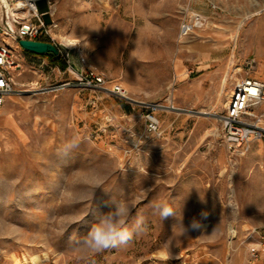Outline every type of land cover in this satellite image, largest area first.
<instances>
[{
  "label": "rangeland",
  "instance_id": "374dc122",
  "mask_svg": "<svg viewBox=\"0 0 264 264\" xmlns=\"http://www.w3.org/2000/svg\"><path fill=\"white\" fill-rule=\"evenodd\" d=\"M37 4L61 60L17 47V90L0 108V264H264V138L231 146L220 120L234 83L259 78L264 26L255 44L242 32L264 11L235 38L242 12L224 0ZM202 61L223 71L217 85L195 86ZM149 102L163 104L155 132ZM120 203L133 239L92 252L84 237Z\"/></svg>",
  "mask_w": 264,
  "mask_h": 264
},
{
  "label": "built area",
  "instance_id": "2783aa9c",
  "mask_svg": "<svg viewBox=\"0 0 264 264\" xmlns=\"http://www.w3.org/2000/svg\"><path fill=\"white\" fill-rule=\"evenodd\" d=\"M25 1L23 6H18L16 5L17 0H8L6 21H3V9L0 4V108L17 90V76L21 68L17 58V47L23 48L20 38L46 40L58 45L50 32V26L53 23H48L45 19L46 12L38 8L39 0ZM48 2L50 3L49 0ZM201 17L202 15L197 13L193 21L185 20L181 27V34L191 31L202 21ZM94 76L98 82L102 81L101 76ZM112 92L126 96L125 88L120 84H116ZM148 104L147 129L155 132L159 127L156 111L163 104L160 102H149ZM171 105L174 107L173 104ZM262 105H264L263 79L246 77L234 83L230 97L225 103V110L220 114L224 137L228 144L246 150L253 140L264 138Z\"/></svg>",
  "mask_w": 264,
  "mask_h": 264
},
{
  "label": "crops",
  "instance_id": "0c3cea01",
  "mask_svg": "<svg viewBox=\"0 0 264 264\" xmlns=\"http://www.w3.org/2000/svg\"><path fill=\"white\" fill-rule=\"evenodd\" d=\"M225 3L229 4L231 3V6H227V9L229 10H236L239 12H242L240 17L242 18L243 23H245L244 20H247L249 17H253L257 14V12L260 10L264 11V0H224ZM231 26V23H228L227 26ZM241 25V26H242ZM240 26V27H241ZM264 26V20H257L252 19L251 22L247 24V28L243 30V40L245 42H248L250 44H255L256 41L259 39V31L258 27ZM240 27L237 28L235 38L239 35ZM208 37H211L208 35ZM207 36H203L200 40L203 42H206V39H209ZM226 37V36H222ZM228 37V36H227ZM254 47V46H253ZM28 51V50H27ZM31 53V55L35 56L34 52L28 51ZM250 52V50L248 51ZM254 58L259 62V67L264 66V48L261 46L256 47L255 52L253 53ZM197 58H202L204 60L211 58V51H200L197 55ZM210 62L202 61L201 64L197 65V71L200 72L199 79L201 82H194L195 86H202V84H211V86L217 85L216 81L219 80L221 74L223 71H210ZM179 71L184 72V66L182 63L178 64ZM258 73V72H257ZM258 77L264 79V72L258 73ZM218 83V82H217ZM262 258H264V247L262 248Z\"/></svg>",
  "mask_w": 264,
  "mask_h": 264
},
{
  "label": "clouds",
  "instance_id": "9594fccd",
  "mask_svg": "<svg viewBox=\"0 0 264 264\" xmlns=\"http://www.w3.org/2000/svg\"><path fill=\"white\" fill-rule=\"evenodd\" d=\"M173 211L174 209L171 206L163 207L160 211L161 218L166 219L173 215ZM127 214L128 209L125 204H118L115 209L102 216L100 220L89 229L84 237V244L92 252H99L108 248L126 245L134 236V230L125 226L126 221L124 217H126ZM192 229H195V227ZM136 234H138V230Z\"/></svg>",
  "mask_w": 264,
  "mask_h": 264
},
{
  "label": "water",
  "instance_id": "95a60500",
  "mask_svg": "<svg viewBox=\"0 0 264 264\" xmlns=\"http://www.w3.org/2000/svg\"><path fill=\"white\" fill-rule=\"evenodd\" d=\"M0 4L3 9V21H6V15L8 11V6L5 0H0ZM20 44L28 51L45 54L54 53L56 55H61V49L53 42L46 40H37L29 38H20Z\"/></svg>",
  "mask_w": 264,
  "mask_h": 264
},
{
  "label": "bare ground",
  "instance_id": "6f19581e",
  "mask_svg": "<svg viewBox=\"0 0 264 264\" xmlns=\"http://www.w3.org/2000/svg\"><path fill=\"white\" fill-rule=\"evenodd\" d=\"M51 1V0H50ZM5 2L8 4V0H5ZM25 0H17V3H16V5H18V6H23L24 4H25ZM14 9H15V7H14ZM53 9V8H52ZM258 12H260V10L258 11ZM242 22H243V20H241L240 21V23L238 24V27H240L241 25H242ZM235 69H242V66H236L235 67ZM261 72H264V66H260L259 68H258V73H261ZM226 76L223 78V80H222V89H224L225 88V84H226ZM188 90H189V87L187 88ZM231 93V92H230ZM230 93L228 94V98L230 97ZM236 233H237V230L231 225L230 226V236L231 237H234L235 235H236ZM37 258H39V256H34L33 257V260H37Z\"/></svg>",
  "mask_w": 264,
  "mask_h": 264
},
{
  "label": "trees",
  "instance_id": "16d2710c",
  "mask_svg": "<svg viewBox=\"0 0 264 264\" xmlns=\"http://www.w3.org/2000/svg\"><path fill=\"white\" fill-rule=\"evenodd\" d=\"M52 56H54V58H55V60H57V61H60L61 60V56H59V55H56V54H54V53H50Z\"/></svg>",
  "mask_w": 264,
  "mask_h": 264
}]
</instances>
